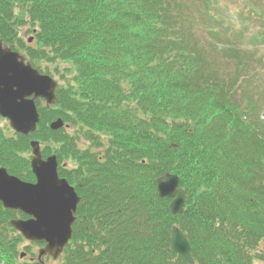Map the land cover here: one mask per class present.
<instances>
[{"label":"trees","instance_id":"16d2710c","mask_svg":"<svg viewBox=\"0 0 264 264\" xmlns=\"http://www.w3.org/2000/svg\"><path fill=\"white\" fill-rule=\"evenodd\" d=\"M229 13L233 29L229 7L209 0H0V39L61 79L56 103L38 102L34 134L0 117V166L35 181L38 139L82 195L59 264H189L171 248L174 225L196 264L264 262V89L242 73L239 45L223 42ZM28 24L33 43L20 35ZM198 29L233 71L217 67ZM168 172L185 191L178 214L157 191ZM19 216L0 202V264H41L20 259Z\"/></svg>","mask_w":264,"mask_h":264},{"label":"water","instance_id":"95a60500","mask_svg":"<svg viewBox=\"0 0 264 264\" xmlns=\"http://www.w3.org/2000/svg\"><path fill=\"white\" fill-rule=\"evenodd\" d=\"M58 82L41 73L22 54L5 47L0 39V115L8 118L17 132L28 135L35 132L40 114L36 101L45 99L50 107L57 100ZM64 121L59 118L51 123L59 129ZM31 168L36 182H27L0 167V202L5 208L17 209L29 216L13 219L12 225L28 241H46L39 251V260L45 255L57 259L72 237V225L81 197L66 178L59 176L56 155L44 158L38 140L31 141ZM161 197L172 198V213L183 212L184 189L175 173H165L157 179ZM171 247L185 257L189 264H196L188 236L174 226ZM25 254L21 256L24 257Z\"/></svg>","mask_w":264,"mask_h":264},{"label":"rangeland","instance_id":"374dc122","mask_svg":"<svg viewBox=\"0 0 264 264\" xmlns=\"http://www.w3.org/2000/svg\"><path fill=\"white\" fill-rule=\"evenodd\" d=\"M208 1V0H207ZM216 7L228 6L231 11V17L233 19V29L227 24L230 21L229 15L222 21L225 30L223 35V42H230L234 46V43L239 45L240 64L243 66L242 73L246 72L250 75H255L253 81L258 83L259 88L264 89V44L257 43L259 35L263 32L264 27L260 28V25L264 26V0H209ZM207 3V2H206ZM252 3V6L248 7L247 4ZM235 15V16H234ZM33 27L26 25L21 27L20 35L26 41L33 36ZM204 30L198 29V37L201 39V44L207 48L210 57L216 61L217 67L221 70L233 71L236 66V60L229 56L224 55L220 49L213 47L204 35ZM253 38V39H252ZM236 41V42H235ZM15 50V49H14ZM19 51V50H17ZM235 51V50H234ZM22 53L21 51H19ZM236 53V51H235ZM24 54V53H22ZM25 55V54H24ZM26 56V55H25ZM43 66H45L43 64ZM53 71V68H51ZM53 77L61 83V79L57 74H53ZM262 110H264V98L260 100ZM264 119V114L262 115ZM1 124L8 129L10 128L9 121L4 119ZM27 245L32 247V250L37 252L39 246L33 245L29 241L23 242L21 249H24ZM258 264H264V262L257 260ZM48 264V263H47ZM49 264H57V262L49 261Z\"/></svg>","mask_w":264,"mask_h":264},{"label":"flooded vegetation","instance_id":"af4514ba","mask_svg":"<svg viewBox=\"0 0 264 264\" xmlns=\"http://www.w3.org/2000/svg\"><path fill=\"white\" fill-rule=\"evenodd\" d=\"M49 259H51V257Z\"/></svg>","mask_w":264,"mask_h":264}]
</instances>
